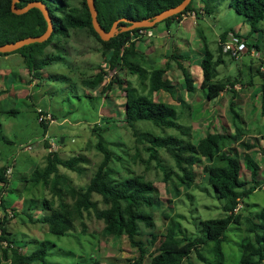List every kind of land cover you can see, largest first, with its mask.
I'll return each instance as SVG.
<instances>
[{
	"label": "rangeland",
	"instance_id": "rangeland-1",
	"mask_svg": "<svg viewBox=\"0 0 264 264\" xmlns=\"http://www.w3.org/2000/svg\"><path fill=\"white\" fill-rule=\"evenodd\" d=\"M81 2L69 0L71 7H81ZM197 4L205 8L204 11L208 7L209 12L204 17L189 18L181 23L176 20L163 21L152 28L154 39L162 43V53H167L169 59L166 60L171 62L170 70L174 67L177 72L176 75L171 72V81L175 86V92L172 93H152L146 86L148 82L143 81L139 73L131 75L122 66H119V73L113 83L92 90L86 81L97 75L98 67L105 60L102 44L87 30H73L70 37L58 36L51 44L33 46V53L40 51L39 54L35 53L37 55L32 60L35 62L31 63L33 66L19 53L0 57V168L7 166L11 173L8 174L9 183L0 184V236L3 234L1 228L4 227L13 246L25 255L31 254L41 243L46 242V262L36 264H93L95 260L101 264H129L139 257L138 248L126 236L121 240L105 236L104 222L96 218L95 211L85 216L84 223L77 221L75 231L65 236L51 234L44 223L49 211L43 208L42 202L46 198L52 200L54 188L52 183L47 190L42 184L35 186L36 181L32 180L34 173L36 177L37 173L45 171L50 153L58 154L64 161L83 155L86 163L82 164L80 173L59 165L60 181L63 183L58 184L64 191V198L71 200L65 191L68 183L71 181L76 187L87 186L103 160V154L96 148L99 137L93 128L103 131L102 137L115 155L110 165L115 172V179H125L135 174L152 181L157 187L153 195L156 205L142 208V211L153 217L154 228L139 224L141 236L138 239L145 243L147 250L143 264H151L152 256L159 253L156 252L157 244H150L152 235L159 237L165 234L170 221H181L184 233L195 235L201 233V221L223 216L224 200L219 199L208 184L206 171L216 161L210 162L206 158L197 161L194 166L195 182L188 193L182 187L176 190L172 181L164 183V167L167 170L175 167L174 160L167 152L160 151L162 166L157 161L147 164L149 153L144 150L146 143L136 142L133 135L135 130L156 137L183 136L175 129H162L150 121H140L134 127L125 123L124 89L129 83L139 94L155 102L174 105L178 112V122L185 129H190L191 135L183 138L192 142H197L209 132H223L224 127L230 129V104L233 99L241 108L253 134L241 138L235 145L237 154L243 162L247 151L243 145L257 143L258 149L252 153L261 167L260 180L263 184L243 201V208L239 211L241 224L231 225L226 234L227 240L223 245L225 264L240 263L241 243L247 235V222H257V215L264 211V129L258 128L261 122L264 123L261 115L264 59L250 55L232 59L225 54V63L217 71L218 80L239 77L244 84L250 83L252 77L253 85L237 84L236 92L229 88L214 101H208L201 89L203 74L200 64L207 50L214 55L215 60L218 58L219 37L231 30L249 36L250 43L258 42L264 54V22L260 24V31L251 33L250 20L239 15L231 7L230 0H194L193 5L196 7ZM200 8L197 10L203 12ZM175 54L180 56V60L171 58ZM46 60L49 63L44 64ZM160 60V57L157 61L155 58L151 62L145 60V63L140 60V66L144 69L160 67L165 62L161 60L159 63ZM179 61L192 73L196 88L193 93L185 87L182 71L177 65ZM36 63L43 67L42 70H33ZM104 69L108 73L106 82L109 83L115 70L109 65ZM258 70L263 75L258 74ZM167 76L170 77V72ZM118 81H122L123 86ZM40 110L50 113L55 119V123L47 122L48 130L40 122ZM261 134L263 137L258 142L260 139L253 135ZM48 144L50 146L47 148ZM241 176L251 183L250 173L245 167ZM95 199L100 198L95 196ZM58 200L56 197V204ZM185 243L183 241L181 246ZM0 244L4 247L8 245L5 240ZM212 247L213 244L192 252L183 264H219ZM2 255L0 252V257ZM3 264H12V261L10 259Z\"/></svg>",
	"mask_w": 264,
	"mask_h": 264
},
{
	"label": "trees",
	"instance_id": "trees-1",
	"mask_svg": "<svg viewBox=\"0 0 264 264\" xmlns=\"http://www.w3.org/2000/svg\"><path fill=\"white\" fill-rule=\"evenodd\" d=\"M33 1H42L47 5L54 25L52 36L44 43L25 46L14 53L0 54V57L19 53L27 63L32 65L31 63L35 62L32 61L33 58L40 53L39 50L33 53V46L51 44L58 36L70 37L73 30H87L102 44L105 60L98 67L99 72L97 75L86 81V85L92 90H97L96 88L103 85L109 86L110 83L106 82L105 79L108 73L104 69L109 64L112 68L119 69V66H122L123 69L127 68L131 75L139 73V77L148 82V84H145L152 93L157 91L175 92V86L167 76L171 68V62L168 60L165 66L161 68L153 66L149 67L150 69L142 68L140 63L137 62L139 59L137 42L128 41L131 31L120 32L111 40L103 41L94 30L92 16L86 0H82L81 7H71L69 0H21L17 7L23 8ZM183 1L95 0V5L102 28L109 32L117 20L127 18L132 21H142L153 18L170 8L180 5ZM193 1L184 13L194 10ZM11 5L12 0H0V46L15 43L28 37H39L47 31L48 24L40 10L32 9L26 14L17 15L12 12ZM230 5L239 15L250 20L251 33L260 31V24L264 22V0H230ZM119 9L123 10L118 11ZM206 10L209 12L208 7H206ZM178 16L175 15L165 21L176 20ZM121 26L127 27L130 24L121 23ZM136 30L138 29L133 31ZM233 32L236 33V31ZM225 36L226 33H223L221 39H224ZM127 42H130L129 47H125ZM224 55L222 48L219 47V56L215 60L214 55L207 50L201 61L200 66L203 74L201 89L208 101H214L229 88L236 92L235 86L237 84L245 86V83H247H241L239 77L233 78V80H218L217 71L225 63ZM179 57L176 54L171 56L177 61L180 60ZM43 63L49 62L46 60ZM177 65L182 71L187 91L193 93L196 88L192 73L180 61ZM42 68L36 63L33 70H42ZM257 73L263 75L260 70ZM252 80V77H250V83H247V86L253 85ZM117 83L123 86L122 81ZM128 85L124 89L126 96L124 105L125 123L127 122L134 127L140 121H150L162 129H175L183 137L191 135L190 129H185V126L178 122V112L174 105L155 102L148 96L139 94L130 83ZM261 91V115L264 117V82L261 84ZM230 111L232 117L229 130L224 127L223 132H209L197 142L185 140V138L178 136L156 137L150 133H139L136 130L133 132L136 142L146 143L144 150L149 153L147 164L157 161V164L162 166L161 150L172 157L175 167L169 170L164 167V183L168 184L172 181L174 188L178 191L182 187L188 193L193 187L196 178L194 166L197 161H201L203 158L210 162L216 161L214 166L208 167L206 170L208 184L214 189L218 198L224 200L222 204L223 216L201 221L202 228L199 234L187 235L184 233L185 229L181 221L174 219L168 223L165 234H161L159 237L152 235L150 244H157L156 252L159 253L152 256L151 264H183L189 259L192 252L202 250V248L212 244L217 262L225 264L223 245L227 240V231L231 225H240L242 222L241 215L236 213L235 210L241 202L243 203L247 197L256 191L261 179L259 163L257 164L253 156V149L256 148L257 143L243 145L247 149L243 162L237 154L235 145L239 143L241 138L248 137L253 133L248 128V122L235 99L231 101ZM41 124L48 130V124ZM93 130L97 132L96 134L99 137L96 148L101 155L103 154V160L87 186L76 187L71 184V181L68 183V189L66 188L65 191L71 196V200L64 198V191L58 184L62 182L60 181L59 165L72 172L80 173L82 164L86 163L83 155L64 161L58 154L50 153L45 171L41 174L37 173L36 177V173H34L32 180L36 181L35 186L42 184L47 190L52 183L54 188L51 195L52 200L46 198L42 202L43 208L49 211V214L45 215L44 223L49 227L51 234L65 236L75 231L77 221L84 223L85 216L90 214L91 211H95L96 218L104 222L103 233L105 236L117 240H121L126 236L131 244L138 248L140 252L138 259L129 264H143L147 250L145 243L138 239L141 236L139 224L144 223L148 228H154L153 217L142 211V208L156 205L153 195L156 193L157 187L152 181L135 174L125 179H115L113 177L115 172L110 166L115 159V155L102 137L103 131L99 132L96 128H93ZM49 146L48 144L47 148ZM243 167L250 173L251 183L242 179ZM7 171V166L0 168V184L7 185L9 183L10 179ZM95 196L100 199H95ZM189 196L191 195L189 194ZM56 197L59 199L58 204L55 202ZM1 206H3L2 202ZM257 219V222L250 220L247 222V235L241 243L242 254L239 264H264V211L257 215ZM1 230L3 234L0 236V242L5 240L8 242V246L7 249H3V245L0 244V252L3 253L0 257V264L10 259L12 264L46 262L48 256L46 242L41 243L40 247L31 254L25 255L20 253L14 246L10 248L12 241L9 239L6 229L3 227ZM251 235H254L253 238ZM183 241L186 243L181 246ZM200 257L202 258V256ZM204 262L207 263V261ZM93 264H101V262L95 260Z\"/></svg>",
	"mask_w": 264,
	"mask_h": 264
},
{
	"label": "water",
	"instance_id": "water-1",
	"mask_svg": "<svg viewBox=\"0 0 264 264\" xmlns=\"http://www.w3.org/2000/svg\"><path fill=\"white\" fill-rule=\"evenodd\" d=\"M20 1L21 0H12V5H11L12 12L17 15H23L32 9H38L42 12L45 20L47 21L48 29L43 35L39 37H28L26 39L20 40L15 43H9V44L0 46V54L14 53L22 49L25 46H29L35 43H40V44L44 43L48 41L49 38L53 34V31H54L53 20H52V17L50 15V11L47 5L44 4L42 1H33L23 8H18L17 4L20 3ZM191 1L192 0H184L180 5L176 7L170 8L153 18L145 19L142 21H132L127 18H122L120 20H117L113 24L111 30L107 32L102 28L98 20V11L96 9L95 0H86L88 8L92 16V24H93L94 30L99 34V36L101 37L103 41L111 40L114 36H116L120 32H129V31H133L139 28H153L158 23L163 22L170 17H173L175 15H178L184 12L186 8L190 5ZM121 23L130 24V26L122 27ZM61 142H63V139L61 140Z\"/></svg>",
	"mask_w": 264,
	"mask_h": 264
},
{
	"label": "clouds",
	"instance_id": "clouds-1",
	"mask_svg": "<svg viewBox=\"0 0 264 264\" xmlns=\"http://www.w3.org/2000/svg\"><path fill=\"white\" fill-rule=\"evenodd\" d=\"M191 3H192V1H191ZM190 3V4H191ZM198 7V8H197ZM200 8V5L199 4H197L196 5V7H194V10H192V11H188V12H186V13H184V12H182V13H180V14H178L179 16L176 18V21L178 22V23H181L182 21H184V20H182V15H186V14H188V13H191V12H195L196 14H197V17L195 18V19H198V18H200V17H204L205 16V14H207L208 12H207V10L206 11H204L205 10V8L203 9L202 7V11L203 12H201V11H198L197 9H199ZM200 8V9H201ZM198 14H199V16H198ZM142 29H147V30H150V31H152V28H139L138 30H136V31H131V33H130V38H128V41H131V42H137V44L138 43H140V42H142V41H144L143 39H146V40H151V39H154V37H155V35H154V33H153V37H151V38H140V39H138V40H133V38H132V34H137L140 30H142ZM153 32V31H152ZM226 33V36H225V38L224 39H221V36L219 37V47H221L222 48V51H223V54H226V55H229L232 59H242L243 57H245L246 55H250V56H252L251 55V52H252V50L253 49H255L256 51H258L259 53H261V46H260V44L258 43V42H253V43H250L249 41H248V37L247 36H244V35H241V34H239V33H235V32H233L232 30L231 31H229V32H225ZM229 33H233L236 37H238L239 39H241L246 45H247V53H245L242 57H240V58H236V57H234L231 53H229V52H225L224 51V49H223V45H222V43L223 42H225L226 40H227V38H228V35H229ZM50 39V38H49ZM32 45V44H31ZM256 45H258V46H256ZM130 46V42H127L126 43V45H125V47H129ZM262 54V53H261ZM263 56H264V54H262ZM5 57H7V56H5ZM254 57V56H253ZM256 58H258V59H264L263 57H256ZM108 65L109 64H107V66L105 67V68H107L108 67ZM110 66V65H109ZM110 68L111 69H113V70H115V74L113 75V78H112V80L109 82L110 84H111V82L114 80V78H115V76L116 75H118V73H119V69H117V68H112L111 66H110ZM262 69H264L263 67H262ZM32 76H34V73L32 74ZM36 79V78H35ZM109 84V85H110ZM41 112H43V114L44 115H46V114H50V113H45L44 111H42L41 110ZM39 114V116L41 115L40 114V112L38 113ZM51 115V114H50ZM52 116V115H51ZM52 118H54L53 116H52ZM42 123H46V124H48L47 122H42ZM54 123H55V119H54ZM51 124V123H50ZM49 125V124H48ZM260 169H261V167H260ZM10 170V169H9ZM9 170L7 171V174H11V173H9ZM9 176V175H8ZM260 182V184H258L257 185V188L258 187H261L262 186V184H263V182L260 180L259 181ZM257 188H256V190H257ZM2 202V201H1ZM241 208H243V205H242V202L238 205V207L236 208V210H235V212L236 213H239V211L241 210ZM15 216V215H14ZM2 231V230H1ZM8 243V242H7ZM3 245V244H2ZM8 246V245H7ZM2 248L3 249H7V247H4V246H2ZM10 248H13V245L11 244L10 245ZM15 248V247H14ZM17 249V248H16Z\"/></svg>",
	"mask_w": 264,
	"mask_h": 264
},
{
	"label": "built area",
	"instance_id": "built-area-1",
	"mask_svg": "<svg viewBox=\"0 0 264 264\" xmlns=\"http://www.w3.org/2000/svg\"><path fill=\"white\" fill-rule=\"evenodd\" d=\"M197 17V14L195 12L188 13L186 15H182V20H186L189 18L195 19ZM153 37V32L147 29L140 30L136 35L132 34L133 40H138L142 38H151ZM223 49L225 52L231 53L234 57L240 58L245 53H247V45L238 37H236L233 33H229L228 38L225 42L222 43ZM251 55L254 57H262L261 53L256 51L255 49L252 50ZM107 77V76H106ZM105 77V78H106ZM40 122H49L54 123V120L50 114L44 115L43 112L40 110ZM10 173V171H9Z\"/></svg>",
	"mask_w": 264,
	"mask_h": 264
},
{
	"label": "crops",
	"instance_id": "crops-1",
	"mask_svg": "<svg viewBox=\"0 0 264 264\" xmlns=\"http://www.w3.org/2000/svg\"><path fill=\"white\" fill-rule=\"evenodd\" d=\"M137 51L139 53V59L137 60V62H139V63H141L140 60L143 63L146 62L145 60L151 62L152 59H154V58L157 61L158 57H160V59L165 61V62L162 61L163 62L162 64H164V65H161L160 67H156V68L164 67L165 64L167 63L166 58H168V55H167V53L166 54L162 53V51H164L162 49V43L160 41H156V39L146 40V41H142V42L138 43L137 44ZM161 60H160L159 63H161ZM263 71H264V69H263ZM169 72H170V77H168L169 79H171V77H172L171 72H173L174 75L177 74L176 69L174 67H172V70H169L168 73ZM260 124L261 125L258 126V128L261 127V129H264V123L261 122ZM253 136L255 138H257V139H260L261 137H263V134H261V135H253ZM259 141H261V139ZM257 149H258V147L254 148L253 152L255 150H257Z\"/></svg>",
	"mask_w": 264,
	"mask_h": 264
}]
</instances>
